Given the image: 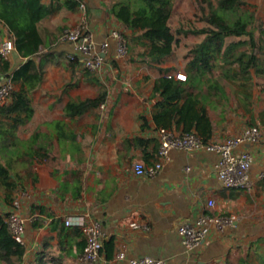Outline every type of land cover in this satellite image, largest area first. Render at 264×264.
Instances as JSON below:
<instances>
[{
    "label": "crops",
    "instance_id": "obj_1",
    "mask_svg": "<svg viewBox=\"0 0 264 264\" xmlns=\"http://www.w3.org/2000/svg\"><path fill=\"white\" fill-rule=\"evenodd\" d=\"M41 1L51 9L37 24L41 50L49 53L41 62L43 80L29 95L33 114L22 135L46 134L39 143L48 150V157L34 165L37 179L25 188L28 195L19 207L25 230L18 264H80L86 236L81 226L65 224L70 215L82 216L84 223L100 222L103 235L97 264H128L130 258L143 256L168 264H226L234 259L236 249L238 259L248 256L254 264H264V122L259 118L247 121L240 114L205 104L213 125L211 142L237 135L250 125L259 127V140L240 146L253 156L249 190L221 183L213 152L173 149L168 158H158L153 112L161 96L153 93V82L162 74L185 73V69L164 59L149 62L156 70L153 73L140 62L118 60L109 33L112 29L130 32L109 8L115 2H128L77 0L68 7L64 0ZM81 22L97 46L105 39L111 43L108 59L98 72L68 60L71 45L61 39L62 32ZM0 32V42L13 41L3 23ZM5 59L11 70L26 61L15 48ZM33 59L38 65V58ZM112 59L118 63H111ZM5 74L0 73V81ZM19 86L14 83V89ZM102 92L105 101L98 106L73 117L65 113L68 101L94 98ZM158 161L161 167L155 175L136 171V164L146 168ZM210 199L213 207L207 205ZM10 209L11 205L0 201V211ZM203 213H234L238 219L226 233L212 228L195 250L188 251L177 226ZM132 221L146 227L133 229ZM124 246L125 258L116 259Z\"/></svg>",
    "mask_w": 264,
    "mask_h": 264
},
{
    "label": "trees",
    "instance_id": "obj_2",
    "mask_svg": "<svg viewBox=\"0 0 264 264\" xmlns=\"http://www.w3.org/2000/svg\"><path fill=\"white\" fill-rule=\"evenodd\" d=\"M64 1L68 7L78 3L77 0ZM135 2V7L115 2L109 10L124 29L129 30L130 40L145 46L146 51L141 53L145 58L160 63L179 43L187 44L188 34L201 37L186 49L185 81L162 74L153 82V93L161 96L153 112L158 129L175 126L183 133L194 131L208 142L213 125L205 104L225 108L223 103L214 101L225 98L220 83L222 76L237 80L245 87L244 92H239V100L246 111L253 110L249 89L254 78L264 77V19L258 22L254 11L243 7L246 0H194L197 7L194 14L203 23L196 28L172 25L175 9L172 0ZM50 13L51 9L41 0H0V23L11 34L14 48L26 58L18 68L11 70L9 60L0 56V73H7L12 82L20 83L0 107V201L5 205H11L18 190L35 183L34 165L48 157V150L39 143L46 139V134L35 131L23 136L22 133L33 114L29 95L43 80L41 62L49 53L41 50L43 40L37 24ZM256 30L260 31L258 35ZM125 37L128 42L129 38ZM35 56L38 65L33 59ZM105 97L106 93L102 92L94 98L71 100L63 108L70 117L81 115L104 102ZM260 116H264V112ZM250 120L254 121L255 117L251 115ZM260 121L264 122L262 118ZM56 126L59 127V122ZM6 214L5 210L0 211V264H18L24 246L13 238L5 221ZM247 258L236 262L227 260L226 264H254Z\"/></svg>",
    "mask_w": 264,
    "mask_h": 264
},
{
    "label": "built area",
    "instance_id": "obj_3",
    "mask_svg": "<svg viewBox=\"0 0 264 264\" xmlns=\"http://www.w3.org/2000/svg\"><path fill=\"white\" fill-rule=\"evenodd\" d=\"M114 42L115 56L122 57L127 52V39L122 30L112 29L109 33ZM61 39L71 45L68 52V60L79 61L81 66L91 72L100 71L108 59L111 43L108 39L103 40L97 46L93 34L88 26L81 22L77 26L65 28ZM14 50L12 39L7 38L0 42V56L7 58ZM168 77L185 81L186 74L183 72L168 73ZM14 88V82L9 77L0 81V107L5 104L11 90ZM260 130L256 125L245 127L237 135L230 136L220 142H204L202 138L194 131L179 132L173 128H159L157 135L159 147L157 151L158 158L166 159L169 152L173 149L183 150H201L204 149L216 154L215 169L218 179L226 187L247 189L252 187L250 169L253 162V156L250 151L242 149L240 146L256 143L260 138ZM161 167V161L143 168L141 164H136L138 173L145 172L152 176L155 175ZM188 169V168H187ZM28 195L27 190H19L11 203V209L5 216L7 226L13 238L23 243L25 230V217L19 212L22 199ZM214 200L207 202L209 207H213ZM237 218L233 214H208L198 215L193 220L184 221L177 226V233L181 239L182 245L188 251L195 250L207 237L210 230L214 228L219 233H226L235 226ZM65 224H77L82 227L86 243L79 257L80 264H97L100 259L102 248V227L99 221L84 223L82 216L70 215L65 218ZM133 229L145 228V225L138 222H130ZM127 248L124 246L115 255L116 259H123L126 256ZM128 264H168L164 259H156L149 256L130 258ZM196 264V263H192Z\"/></svg>",
    "mask_w": 264,
    "mask_h": 264
},
{
    "label": "rangeland",
    "instance_id": "obj_4",
    "mask_svg": "<svg viewBox=\"0 0 264 264\" xmlns=\"http://www.w3.org/2000/svg\"><path fill=\"white\" fill-rule=\"evenodd\" d=\"M123 1L128 2L133 7L137 5V3L135 2L136 0H123ZM172 1L175 9L173 12V16L171 18V22L174 27L196 28L203 26V23L198 19V16L194 14L197 8L196 5L193 3L194 0H172ZM212 1L215 2V0ZM243 7L254 11L258 22L264 19V0H246V4L243 5ZM259 33L260 31L256 30V34L258 35ZM125 35L127 37L129 36V34H125ZM200 38H201L200 36H196L194 34H188L186 38L187 44L184 41L179 43L177 49L174 50L170 56H167L165 58L167 63L172 65L175 64L178 68L185 69L184 58L186 56V49L192 46V43L198 41ZM145 51H146L145 46H143L138 41H130L129 38L127 43V52L124 56L120 57L118 60L124 63L140 62V64L144 67L148 66L146 71L155 73L156 70L152 65L149 64V62H152V64L156 62H153L148 58L142 56L141 53ZM113 60L115 64L118 63L116 59H112L110 60V62L112 63ZM142 76H144V74H142ZM220 83L223 86L225 98H221L219 100L214 99V101L223 103V105H225L224 109L228 113H232L234 115L240 114L241 116L246 118L247 121H249L251 115H253L255 118H259V115H261V113L264 112V77L254 78V81L250 86L249 90L252 95V104L250 105V107L253 109L251 110V112L246 111L243 102L239 100L240 98L239 92L245 91V87L241 86L239 81L222 76V78L220 79ZM209 108L211 109L210 106ZM261 118L263 121L264 116H260L259 120H261ZM232 214L235 215L236 218L238 219L237 214L234 213ZM235 253L236 255L232 260L234 262L238 261L237 249Z\"/></svg>",
    "mask_w": 264,
    "mask_h": 264
}]
</instances>
